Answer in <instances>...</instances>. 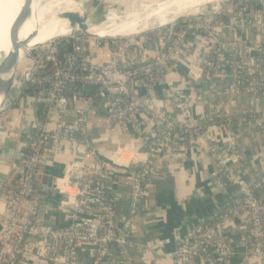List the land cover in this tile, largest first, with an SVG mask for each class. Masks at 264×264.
<instances>
[{"label":"built area","instance_id":"built-area-1","mask_svg":"<svg viewBox=\"0 0 264 264\" xmlns=\"http://www.w3.org/2000/svg\"><path fill=\"white\" fill-rule=\"evenodd\" d=\"M200 13L127 38H92L74 30L25 51L22 85L16 75L12 91L18 94L0 113L1 137L2 120L12 109L20 112L13 134L20 153L11 172L17 177L0 187V264H21L27 242L40 249L44 264H79L83 247L92 251V264H132L126 248L133 246L136 211L118 232L115 205L107 198L109 164L87 131L96 101L112 131L145 136L130 160L135 205L147 195L157 155L172 158L189 142L217 169L218 188L225 179L238 190L213 222L188 231L172 264L228 259L233 251L222 229L236 220L242 231L249 228L248 238L238 242L241 264H264V173L253 182L235 173L245 155L232 139L235 128L264 138V0H222ZM60 39L71 43L70 52L60 54ZM169 75L181 80L173 83ZM23 88H33L34 95L20 98ZM36 102L44 106L42 119L34 115ZM68 149L80 158L63 161L62 200L52 214L67 213L68 224L38 225L39 169L63 160Z\"/></svg>","mask_w":264,"mask_h":264},{"label":"crops","instance_id":"crops-1","mask_svg":"<svg viewBox=\"0 0 264 264\" xmlns=\"http://www.w3.org/2000/svg\"><path fill=\"white\" fill-rule=\"evenodd\" d=\"M168 78L173 83L181 80L179 76L169 75ZM5 107L6 104L3 108ZM87 131L98 154L109 164L107 196L115 205L118 232L122 230V225L135 207L136 214L131 227L133 246L126 248L132 264H172L171 255L187 232V224L198 221V217L204 219L203 223L214 219L227 202L238 197L236 187L225 179H222L224 185L221 186L224 192L218 191L220 186L216 185V181L220 176L217 169L202 154L197 143L189 142L185 150L172 158L157 155L153 163L154 174L146 184L147 195L135 205L129 167L132 156L141 149L144 134L136 136L111 132L102 104H95L88 113ZM232 134L233 141L245 155L244 160L233 167L234 171L246 182H253L264 173V138L259 133H248L237 128L233 129ZM18 156L17 141L14 139L8 145V153H0V160L4 162L0 167V174L8 172L9 165L13 164ZM78 158L80 155L77 150L68 149L63 160L59 162L63 164L64 160ZM44 172L58 173L61 176L63 171L56 167H43L41 175ZM10 174L11 172L8 176ZM259 199L264 204V188L259 193ZM209 207L217 209L214 214L210 215ZM44 224L65 226L68 224L67 213L61 211L58 216L52 215L50 221H45ZM241 226L242 221L236 220L223 227L222 233L232 246L233 253L226 260L216 259L215 264H241L243 253L238 247ZM91 259L92 251L89 247L81 248L78 255L79 264H89ZM21 264H44L40 249L27 242ZM191 264L204 263L196 261ZM248 264L261 263L253 259Z\"/></svg>","mask_w":264,"mask_h":264},{"label":"bare ground","instance_id":"bare-ground-1","mask_svg":"<svg viewBox=\"0 0 264 264\" xmlns=\"http://www.w3.org/2000/svg\"><path fill=\"white\" fill-rule=\"evenodd\" d=\"M211 1L165 0L164 3L158 1L153 5L145 6L143 12L139 11L116 18H113L116 14L114 5L102 6L99 10L103 15L97 18L99 22L93 26V23L97 20L89 24L88 18L87 31L92 35L109 37H122V34L128 32H138L139 34L172 23L180 17L196 15L204 8L198 10L199 7ZM63 2V10L61 9L60 12L56 13L53 4H42L41 0H0V63L6 59L8 52H10V37L17 36L18 40L24 43V47L15 54V58L13 57L14 61L17 62V66L22 63L26 50L57 38L68 37L75 29L70 30L66 27L65 22L61 21L59 16L65 12L79 10L68 5L69 0H63ZM217 4L219 5L220 2L218 1ZM23 11L25 13H22ZM193 11L194 13H192ZM21 15L25 17L19 20ZM95 26L99 29L120 30L124 33L96 32L93 30ZM4 65H7L6 62ZM13 70L0 75V109L7 103L4 98L9 95L8 93L6 95V92L8 83L12 79Z\"/></svg>","mask_w":264,"mask_h":264},{"label":"water","instance_id":"water-1","mask_svg":"<svg viewBox=\"0 0 264 264\" xmlns=\"http://www.w3.org/2000/svg\"><path fill=\"white\" fill-rule=\"evenodd\" d=\"M144 2L145 1L135 3L133 8L131 9L132 11H125V12L121 13V15L124 13L127 14V12L129 14H131L137 8H139ZM206 6H204V7H206ZM77 7H78L79 11H69V12L62 13L59 16V19L61 21H64L66 24V27H68L70 30L75 29L79 33H81L82 35L92 37V38H100V39L127 38V37H109V36H104V35L101 36V35L90 34L87 31L88 16H89L88 11L82 5H77ZM22 13H25V12L23 11ZM196 15H201V13H198ZM25 16H27V15L25 14ZM25 16L22 17V15H21L19 20L23 19ZM159 28H161V27H159ZM159 28H156V29H159ZM156 29H154V30H156ZM148 31H151V30H148ZM10 47H11V49H10V52H8L9 54L6 56V59L4 61H2V63H0V75L7 73V72H11L14 69L12 79L8 83L7 92H6V95H7V93L9 95H7V98H6V96L4 98L5 100H7L6 106H8L13 101L15 95L18 94L17 91H12V89L15 85V82H16V75H17V73H16L17 62L14 61V58H15V54L24 47V43L20 42L18 40L17 36L10 37ZM5 62L7 65H4ZM27 68L24 71H26ZM22 77H23L22 73L18 74V78H19L18 84H20V85H22ZM3 109H0V113L2 112ZM11 140L14 141V135L12 134L10 129L7 128L5 134H3L0 137V153H1V155L8 153V145H9ZM19 153H20V149H18V154ZM17 161H18V158L13 164L9 165V171L8 172H6L5 174H0V187L3 186L2 181H4L7 178L9 172H12L15 170ZM51 163L52 162H49V161L46 162L45 168L54 169L56 167V168L62 169V171L64 170L63 164H60L59 162L52 163V164ZM3 164H4V162L2 160H0V167ZM10 169H11V171H10ZM63 179H64L63 172H62L61 176L58 173H51V172H44L41 175L40 183H39L40 207H39V211H38V215H37V220H38L37 224L38 225H42V223L44 221H48L50 219V216L57 212V206L60 204V202L62 200V182H63ZM218 191L224 192L223 188H218ZM215 193H217V192H215ZM208 210H209L210 215H212L215 213V211L217 209L209 207ZM193 220H194V218H193ZM203 221H204V219H201L200 217H198V221H193L191 223L189 222V224H187V226H186L187 232L185 233V235L188 233V231H190L193 228H195L196 226L202 224ZM213 221H214L213 218L208 220V222H213ZM183 237L181 238V240L183 239Z\"/></svg>","mask_w":264,"mask_h":264},{"label":"rangeland","instance_id":"rangeland-1","mask_svg":"<svg viewBox=\"0 0 264 264\" xmlns=\"http://www.w3.org/2000/svg\"><path fill=\"white\" fill-rule=\"evenodd\" d=\"M114 1L115 0H69V4L68 5H70L71 7L75 8V9H78L77 5H82L83 7H85L87 9L88 15H89L88 16L89 24H92L94 21L97 20V18H99L101 15H103L102 13H100V10H99L102 6L114 5L115 6V10H116V14H115V16L113 18H116V17H119V16H125V15L129 14L127 12V14L124 13V14L121 15V13H123L125 11H132L131 9L135 5V3H139L141 1H145V2L132 13H136V12H139V11L143 12L144 9H145V6L153 5L154 3H157L158 1H161V3L165 2V0H129V2H128V0H118L117 2H114ZM218 1L221 2L222 0H212L210 3H208L206 5H213V6L217 7ZM41 3L42 4H48V3L53 4V8L56 11V13L60 12V10L62 8H64L63 0H41ZM206 5H203V6L199 7L198 10L202 9ZM192 13H194V11ZM180 18H182V17H180ZM180 18H178V19H180ZM178 19H176V20H178ZM175 21H173V22H175ZM97 22H99V20L94 22L93 26ZM172 23H169V24H172ZM169 24H165V25H169ZM165 25H162V26H159V27H164ZM93 30L96 31V32L99 31V32H103V33H116V32L120 33V34L124 33L123 31H120V30L119 31H114L112 29H106V30L105 29H101V28L99 29L97 26H95V28L93 27ZM137 34H138V32H136V33L128 32V33L122 34V37H131V36H135ZM42 45H39V46H42ZM39 46H37V47H39ZM35 48H32V49H35ZM97 53L100 54L99 51H97ZM184 63H185L186 66H190L191 65L188 61H184ZM20 71H22V65L21 64H19L17 66V68H16L17 75L20 74ZM229 110H230V108H229ZM19 116H20V112L18 111V109H12L11 113H9V115L2 120V124L4 126V131L5 132H6V129L8 128V129H10L12 134L15 133L14 128L16 126L17 117H19ZM27 119L31 120V117L28 116ZM108 129L112 132V130L110 129L109 125H108ZM113 132L116 133V134L127 135V134H123V133H121L119 131H113ZM145 132H147V130ZM103 137H105V136L103 135ZM107 169L109 170V167H107Z\"/></svg>","mask_w":264,"mask_h":264},{"label":"trees","instance_id":"trees-1","mask_svg":"<svg viewBox=\"0 0 264 264\" xmlns=\"http://www.w3.org/2000/svg\"><path fill=\"white\" fill-rule=\"evenodd\" d=\"M248 5H250L251 7H257V6H259L258 5V3L257 2H250ZM58 47H59V51H60V54H62V53H67V52H70L71 51V43H69L68 41H66V40H64V39H60V40H58ZM87 91V90H86ZM88 92H90V93H93V90H89L88 89ZM34 93H35V90L33 89V88H31V89H25V88H23L22 90H21V92H20V98L22 97L23 99L24 98H26V96H32V95H34ZM96 105H98V104H100L99 103V101H96V103H95ZM43 112H44V106L42 105V104H40V103H35L34 104V115L36 116V117H38V118H40V119H42V117L44 116V114H43ZM26 154V150H24V151H22L21 152V156L22 157H24V155ZM18 166H19V163H18ZM42 168L43 167H40V169L39 170H42ZM16 177H17V172H13V173H11L2 183H3V186L4 187H6V186H8V183H9V181H11V182H13L15 179H16ZM39 177H37L36 178V180H37V185H38V183H39V179H38ZM147 187V186H146ZM37 188V187H36ZM107 198H109L108 196H107ZM222 212V210H220L219 211V213H221ZM218 213V214H219ZM211 222H205L204 224H210ZM248 227L247 228H245V230H243L242 232H241V236L243 237V238H248ZM89 264H92V261L89 263Z\"/></svg>","mask_w":264,"mask_h":264}]
</instances>
